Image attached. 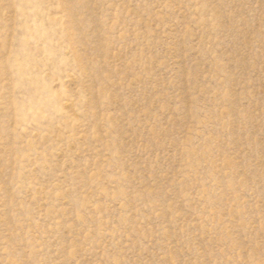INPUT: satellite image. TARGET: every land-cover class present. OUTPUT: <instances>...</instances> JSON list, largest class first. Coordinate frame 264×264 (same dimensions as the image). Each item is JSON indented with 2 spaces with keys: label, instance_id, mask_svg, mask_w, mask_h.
<instances>
[{
  "label": "rangeland",
  "instance_id": "374dc122",
  "mask_svg": "<svg viewBox=\"0 0 264 264\" xmlns=\"http://www.w3.org/2000/svg\"><path fill=\"white\" fill-rule=\"evenodd\" d=\"M0 264H264V0H0Z\"/></svg>",
  "mask_w": 264,
  "mask_h": 264
},
{
  "label": "bare ground",
  "instance_id": "6f19581e",
  "mask_svg": "<svg viewBox=\"0 0 264 264\" xmlns=\"http://www.w3.org/2000/svg\"><path fill=\"white\" fill-rule=\"evenodd\" d=\"M21 2H22V3H27V2H28V0H21Z\"/></svg>",
  "mask_w": 264,
  "mask_h": 264
}]
</instances>
